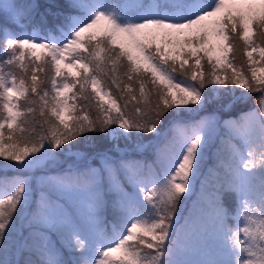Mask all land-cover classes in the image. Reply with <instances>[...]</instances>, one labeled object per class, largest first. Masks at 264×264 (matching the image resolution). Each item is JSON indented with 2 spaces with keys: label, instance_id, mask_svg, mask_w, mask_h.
Returning <instances> with one entry per match:
<instances>
[{
  "label": "snow or ice",
  "instance_id": "1",
  "mask_svg": "<svg viewBox=\"0 0 264 264\" xmlns=\"http://www.w3.org/2000/svg\"><path fill=\"white\" fill-rule=\"evenodd\" d=\"M206 89L258 107L224 121L238 143L185 218ZM150 134L154 161L126 160ZM101 137L98 167L31 176ZM0 161V264H264V0H0Z\"/></svg>",
  "mask_w": 264,
  "mask_h": 264
},
{
  "label": "trees",
  "instance_id": "2",
  "mask_svg": "<svg viewBox=\"0 0 264 264\" xmlns=\"http://www.w3.org/2000/svg\"><path fill=\"white\" fill-rule=\"evenodd\" d=\"M57 1L58 2H56V4L64 2V0H57ZM39 2L43 4H55L48 0H39ZM56 22L57 21H55L52 17H49V26H52ZM204 95L209 98V102L205 105V108L203 109V111L200 112L198 116H196V118H199V116L202 113H215L216 112V113H220L221 115L231 116L236 119H240L243 112L247 111L248 109L252 107H258L257 102H256V97L259 96V93L250 94L252 98L249 99L247 102H238V103L232 104L230 108H228L227 106L230 104L232 97L227 98L228 101L226 102L224 99H220V97L217 98L215 91L212 89H206L204 92ZM166 123H167V118H166L165 125L162 127H166ZM153 136L154 134H150L144 137L143 142L145 144H148L149 141H151L152 145L145 148L143 152H138L134 150L133 148L134 141H124L121 139L117 141V143H119L120 148L126 149L124 153V158L126 160L140 159V158H145L146 156L152 155V150L155 144V140L152 139ZM112 146H113V141L105 139L103 137L98 138L96 140L88 141V142H83V138H81L80 143H74L73 153L79 152V153H82L83 155L80 158H77V156L73 154L59 155L56 159V165L53 167V169L55 170L57 168H61L65 166L66 163L67 164L70 163L71 165L81 164V168L86 165H92L98 162L97 160L98 158L96 157V154L98 152L109 150L112 148ZM112 154L116 155L115 153H112ZM214 185L215 184L212 185V183L202 184L201 178H200L197 180L194 193L199 198L204 199L206 203V196L208 193L211 192ZM186 202L187 204H189L188 200ZM229 206L232 207V204L230 201H229ZM110 209L111 208H109V211Z\"/></svg>",
  "mask_w": 264,
  "mask_h": 264
},
{
  "label": "rangeland",
  "instance_id": "3",
  "mask_svg": "<svg viewBox=\"0 0 264 264\" xmlns=\"http://www.w3.org/2000/svg\"><path fill=\"white\" fill-rule=\"evenodd\" d=\"M48 1L53 2L55 4H56V2H58L57 0H48ZM16 31L18 32L19 29H17ZM254 55H256V54H254ZM245 59H246V57H245ZM226 91H227L226 89L222 90V93L226 92ZM242 91L243 90L238 88V87L235 89V92L237 94H239ZM219 97H220V99H224L227 102L228 101L227 98L232 97V96L221 94ZM255 108H257V107H252L245 112H248V111L253 110ZM245 112H243L242 115ZM209 115H214L216 117L217 127H216L214 135H213V139H212V143H211L209 152L207 153L205 160H204V163L201 166L200 175H199L198 179L201 178L202 184L212 183V185L213 184L216 185L218 181L223 179V171L217 167L218 157H227V155L231 151V144L232 143H238V141H234L231 139V133H230L229 129L225 126L224 121H227V120L239 121L241 119L242 115H241L240 119H236L234 117L221 115L220 113L215 112V113H202L199 116V118L209 116ZM199 118H196V119H199ZM156 143L157 142L155 141L154 145H156ZM161 143H162V141H161ZM150 156H146L145 158H140V159H132L129 161H139L142 164L152 163L155 159L154 147L152 150V155H150ZM4 163H7V162L0 161V165H3ZM55 165H56V161L55 162H49V164L45 168L37 169L35 172L31 173V176L36 177V176H42L43 175V176L55 177V176H60V175L65 174L69 168H74V167H80L81 168V164L71 165L70 163H68V164L66 163L65 166H63L61 168H57L54 170L53 167ZM91 166L98 167L99 166V160L97 163H94ZM203 174H204V176H203ZM13 175H16V173H14L11 170L0 167V178L11 177ZM24 175H28V174L25 173ZM196 184H197V181H196ZM33 185H34V189H35V196L38 199L41 189L39 187L35 186V180L34 179H33ZM45 190H48V189H45ZM128 190L131 191V188L129 187ZM55 195L56 194L53 193L54 198H55ZM186 201H184V203L181 206L182 215L185 218H187L190 213H193L194 209H196L200 206H206L205 200L196 196L195 193L190 199H188L190 205L187 204ZM106 215L108 216L109 219H111V215H112L111 209H110V211H109V209L107 210ZM181 223H183V221H181ZM52 239H53V241H55L57 239V237L55 235H53ZM35 258L36 257H33V259H35Z\"/></svg>",
  "mask_w": 264,
  "mask_h": 264
}]
</instances>
